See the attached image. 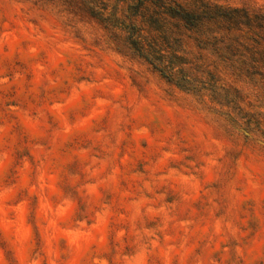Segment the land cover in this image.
<instances>
[{"label": "rangeland", "instance_id": "obj_1", "mask_svg": "<svg viewBox=\"0 0 264 264\" xmlns=\"http://www.w3.org/2000/svg\"><path fill=\"white\" fill-rule=\"evenodd\" d=\"M127 8L0 0V264H264V31L217 44Z\"/></svg>", "mask_w": 264, "mask_h": 264}, {"label": "trees", "instance_id": "obj_2", "mask_svg": "<svg viewBox=\"0 0 264 264\" xmlns=\"http://www.w3.org/2000/svg\"><path fill=\"white\" fill-rule=\"evenodd\" d=\"M128 3V11L131 12L130 17H140L147 19L149 24H170L176 28H182L189 32L199 35V38H212L217 44L229 41L232 34H251L252 43L259 45L258 38L260 31H264V15L251 16L244 9L231 8L225 5L207 2L204 0H124ZM132 33L129 37V44L135 50L140 58H142L154 70L158 71L162 77L170 83L180 85L175 81L172 65L166 60L165 56L150 44L145 38L141 37L144 27L142 23H138L131 27ZM238 46L232 48L226 47L227 53L230 54L231 62L235 70L240 74H249V63L244 58L243 52L251 50ZM252 48V47H251ZM223 49V48H222ZM253 49H255L253 47ZM224 50V49H223ZM258 53V52H257ZM255 54L252 53L253 57ZM235 58V60H234ZM256 74V72H255Z\"/></svg>", "mask_w": 264, "mask_h": 264}]
</instances>
